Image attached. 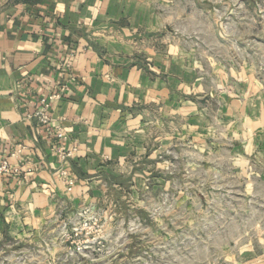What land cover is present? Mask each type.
<instances>
[{
	"label": "rangeland",
	"instance_id": "374dc122",
	"mask_svg": "<svg viewBox=\"0 0 264 264\" xmlns=\"http://www.w3.org/2000/svg\"><path fill=\"white\" fill-rule=\"evenodd\" d=\"M205 1L218 45L208 44V30L203 39L196 31L183 37L191 73L171 85L185 115L158 114L146 152L120 176H74L67 191L59 175L68 198L83 181L77 202L31 239L3 230L0 264H229L237 251L261 245L264 0Z\"/></svg>",
	"mask_w": 264,
	"mask_h": 264
},
{
	"label": "crops",
	"instance_id": "0c3cea01",
	"mask_svg": "<svg viewBox=\"0 0 264 264\" xmlns=\"http://www.w3.org/2000/svg\"><path fill=\"white\" fill-rule=\"evenodd\" d=\"M209 7L205 0H0V164L17 170L0 174V236L31 239L56 210L77 202L83 181L68 198L62 167L80 179L120 176L146 152L158 114L185 115L171 82L191 73L184 35L204 38L208 30L215 41L208 44L218 45L217 31L206 28ZM41 100L47 124L36 116ZM18 145L21 155L11 156ZM57 148L72 152L65 163ZM260 244L229 264H264Z\"/></svg>",
	"mask_w": 264,
	"mask_h": 264
},
{
	"label": "built area",
	"instance_id": "2783aa9c",
	"mask_svg": "<svg viewBox=\"0 0 264 264\" xmlns=\"http://www.w3.org/2000/svg\"><path fill=\"white\" fill-rule=\"evenodd\" d=\"M56 95H52L49 97V99H53L55 98ZM41 104V110L36 112V116L39 119V121L43 124H47L48 122V115L45 113L46 109H48V102L46 100H41L40 101ZM57 137L63 138V134L61 133L59 127H57ZM24 150V146L22 145H18L16 150L11 154V156H20L22 151ZM57 152H58V156L61 160L62 163H65L66 159L68 157H70L72 155V152H66L63 151L61 148H57ZM17 172L16 169H13L9 166V164L7 163V161H2L0 164V174H4V175H9V174H15ZM59 175L63 178H66L64 184L66 186V190L67 191H71V189L74 186V182L75 180L69 176V172L67 170V168H61L59 171Z\"/></svg>",
	"mask_w": 264,
	"mask_h": 264
}]
</instances>
